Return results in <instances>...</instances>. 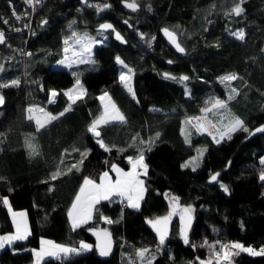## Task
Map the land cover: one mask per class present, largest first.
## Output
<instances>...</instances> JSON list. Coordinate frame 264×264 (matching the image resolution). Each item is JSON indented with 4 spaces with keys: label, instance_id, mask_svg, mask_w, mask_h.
I'll return each mask as SVG.
<instances>
[{
    "label": "trees",
    "instance_id": "1",
    "mask_svg": "<svg viewBox=\"0 0 264 264\" xmlns=\"http://www.w3.org/2000/svg\"><path fill=\"white\" fill-rule=\"evenodd\" d=\"M122 1L88 0L83 6L80 0H44L33 14L31 33L13 15L15 11L29 19L25 0H0V31L7 38L0 46L4 69L0 82L20 80L19 87L0 89L5 99L0 106V235L15 229L8 205L3 203L6 198L15 209L27 210L31 230L25 241L0 250V264H33L34 250L41 248L44 239L77 249L85 243L92 250L62 254L59 260L44 257L41 264H133L139 261L140 249L154 253L153 264H200L210 256V249L201 247L204 241L264 248V181L259 179L264 170L260 163L264 133L248 137L264 121V0H243L239 17L229 15L238 0H137L135 12ZM97 4L110 7L98 12L90 6ZM70 12L76 16L71 27L63 28L61 19ZM43 20H49L45 27ZM104 20L113 23L124 42L112 30L105 33L106 40L94 48L98 68L82 74L84 94L74 97L73 103L64 93L75 83L74 66H55L63 56L64 37L71 29L100 34L97 25ZM162 27L177 33L183 54L167 45L159 32ZM241 29L243 41L230 34ZM26 50L32 55H26ZM117 57L133 69L136 99L119 79ZM228 72L238 78L221 82L220 77ZM164 73L177 79H167ZM182 76L189 79L180 81ZM232 88L237 92L229 100ZM52 89L58 91L55 100H50ZM104 91L126 117L124 123L113 121L99 129L110 151L88 132L101 112L99 95ZM213 98L227 101L226 108L207 113L218 128L229 118L239 117L249 131L237 130L231 139L226 136L217 143L186 123L188 116L210 107ZM29 108L35 110L34 115L43 109L58 119L37 132L35 120L27 118ZM186 129L192 133L190 142L182 135ZM157 132L159 139L147 151L149 145L141 141ZM26 140H31L38 154L30 152ZM200 145L206 149L201 165L195 171L183 168ZM138 150H144L148 166L139 209L122 207L121 197L113 195L95 204L92 219L74 230L68 212L84 178L97 179L112 163L127 168L128 157L137 156ZM83 152L87 155L82 156ZM57 170L61 175L53 181L50 177ZM215 171L220 175L209 183L207 178ZM221 184L228 187L227 193ZM169 194L179 198L181 207L194 209L189 244L181 236L179 209L163 245L147 223L171 213ZM94 227H107L114 236L115 249L108 258L96 253L90 235ZM235 260L264 264V255L240 252Z\"/></svg>",
    "mask_w": 264,
    "mask_h": 264
},
{
    "label": "snow or ice",
    "instance_id": "2",
    "mask_svg": "<svg viewBox=\"0 0 264 264\" xmlns=\"http://www.w3.org/2000/svg\"><path fill=\"white\" fill-rule=\"evenodd\" d=\"M27 4L34 7L36 4L41 3V0H25ZM243 0H238V2L235 4V6L231 9V12L229 15L234 16H241L244 9L241 7ZM85 3H87V0H85ZM97 9L98 12H103L105 9L109 8V4L104 5H90ZM125 6L129 9H131L133 12L137 11L139 8V5L137 3V0H131V2H128V0H125ZM149 10L150 6H149ZM13 15L17 20L22 19L20 15H17L15 11L13 12ZM3 23L7 24L8 21L4 20ZM43 23H47V21H43ZM75 23V21H73ZM127 23V21H125ZM27 27V25H25ZM71 27V25H69ZM101 30H108L112 29L113 32H115V29L113 25L109 23H104L100 25ZM16 31H20V29H15ZM163 34L165 37L169 39V41L174 45L176 50L178 52H185V49L181 46V44L178 42L177 33L173 30H170L168 28L162 29ZM231 35L235 36L236 39L243 41L245 39V33L243 29L235 32H231ZM74 44H79L82 52L80 53V60L79 62L86 63L90 59V57H84L83 52L86 51L88 53L91 52L92 46L96 41L94 40H88L86 38L80 37L76 32L72 33ZM115 38L117 40L123 41V37L120 35L119 32H115ZM141 39H144L143 34H141ZM154 39V38H153ZM6 43V37L3 31H0V45H3ZM65 45L69 44V40L64 41ZM65 51H68V48H65ZM26 55L31 56L32 53H26ZM117 63L121 64L124 68L127 69V74L124 72H121L120 74V81L124 88L127 89V91L131 94L133 99H136L135 91L132 86V75L134 74L133 69L129 68L122 60H120L119 57L116 58ZM63 63V62H62ZM171 63V61H169ZM3 66H0V72H3ZM164 77L167 79H173L176 80L177 77L171 76L169 73H164ZM238 77L236 74H227L222 77H220L221 82H231L236 80ZM189 79L188 76H182L179 77L180 81H187ZM20 80L19 79H12L10 81L6 82H0V89H6L9 87H19ZM79 89V91H77ZM237 90L235 88H232L229 94L228 99H232L231 93H236ZM72 93H75V98H80L84 94V89L80 85L79 80L76 82V88H73L72 90L65 92L64 95L68 96L69 100H71L73 103L75 102V98L73 97ZM58 93L55 90L51 91L52 96H56ZM100 101L103 104V114L92 121L90 126L88 127V132H90L94 137L97 138V143L100 145V147L104 148L105 151H110L111 146H108L104 143L103 139H100L101 132L100 127L102 125L108 124L113 121H118L120 123L126 122V117L123 113L120 112V110L116 107L115 103L112 102L111 97L108 96L107 93L99 97ZM5 102L3 94H0V106H3ZM138 102V101H137ZM210 107H205L202 109V112L205 114L212 112L215 109H224L227 107V101L221 100L219 98H213L209 101ZM28 119L29 120H35V123L37 125V132H39L41 129L46 127L47 123H51V121L58 119L57 116H54L50 113H45L43 109L39 110V115H34L33 113L35 110L33 108H29L28 110ZM153 111H158L157 109H153ZM64 113H60L62 116ZM195 120L197 123L193 125V127L196 128L197 131H207L208 135H211L213 140H215L217 143L220 142V140L224 139V137H228V139H231V134L234 133L237 130H243L245 132H248L249 129L245 126L244 121L241 120L239 117H231L228 119V122L223 125V128H218L216 124L211 123L207 119V115L203 117H192L188 121H186L187 124H191L192 121ZM214 129L215 133L219 135V139H217V135L213 133L212 130ZM255 132L264 133V127H259L255 129ZM191 132L187 129L182 133L185 137L186 142L189 141V137L191 136ZM254 134V133H253ZM160 133L157 132L153 138H150L148 141H141L142 144L147 143L149 147L146 149L147 151H151V145L154 144L155 140L159 139ZM26 145L29 148L30 152L32 154H38L36 152L35 146L32 144L31 140H26ZM75 151H80L79 149H75ZM120 151H123L121 149ZM139 154L136 157H128V163L131 165V171L125 172L123 169L119 168L117 165L111 166V171L116 173V180L113 181L111 177L109 176V172H104L102 176L99 178L100 182L97 183L96 181L85 178L83 180V186L79 189V194L76 195L75 200L71 206V209L68 212V216L71 220V226L75 230L77 227H79L82 224H86L91 218H92V212L95 204L99 203L100 200H109L113 195L120 196L123 198H126L128 201V207L139 209L140 207V201L144 197V181L140 179L141 175H147L148 172V166L144 163V150H138ZM203 151H206V149L199 151V155L202 157ZM82 156H86L87 152L81 153ZM81 163H83V160H81ZM261 164H264V159H261ZM192 166V170L195 171L197 164V158L194 157L193 159L187 161L182 165L183 168H189ZM72 167H76V165H72ZM71 168H69V171ZM61 175L60 171L57 170L52 173L50 179L56 180ZM219 176V173H216L211 176V181L215 182L217 181V177ZM259 179L261 181H264V170L261 171ZM47 182V181H45ZM220 187L224 190V192H228L229 189L226 185L221 184ZM170 205L172 207L171 213L167 216L163 217H157L155 219L148 220L147 223L157 232L159 236V243L160 245H163L165 243V240L167 238L168 234V225L171 221V218L173 215L177 214V210L179 209L180 214V220L183 225L181 230V236L183 239V242L185 244H189V230L192 225L193 216L192 213L194 209L191 206L187 207H181L179 204V198L172 196L170 199ZM3 203L5 205H8L9 212H11L13 223L15 225V233L11 235L6 236H0V249H3L5 245H11L15 241H24L27 239V237L30 235V230L27 223L26 213L25 212H14L11 209V206L9 205V201L7 199H3ZM108 223H112V221H107ZM97 235L98 240L100 241L97 245L99 249V255L100 256H108L111 252L112 248V241H111V234L107 231H104L102 233L97 232L95 233ZM219 243V242H217ZM217 243H209L208 241H204V243L201 245V247L207 246L210 249V256L207 261H201L200 264H213V260H215V264H223L225 261H230L233 255H239L240 252H246L250 255H257L261 256L264 255V248H260L259 250H255L251 247H245L241 243H231V244H224L219 243V247H217ZM229 248H235L238 249L236 253H230L228 251ZM92 246L89 244L81 243L79 246V249L77 248H71L64 245L55 244L52 241L48 240H42L41 241V248L39 250H34L35 256H36V264H41V261L44 257H54L56 259H62L63 256H67L69 254H79L81 251H91ZM148 249H140L137 251V256L140 259V264H153V261L155 259L154 256H146V253L148 252Z\"/></svg>",
    "mask_w": 264,
    "mask_h": 264
},
{
    "label": "rangeland",
    "instance_id": "3",
    "mask_svg": "<svg viewBox=\"0 0 264 264\" xmlns=\"http://www.w3.org/2000/svg\"><path fill=\"white\" fill-rule=\"evenodd\" d=\"M75 16H76V12H70V13H68L67 15H65L62 19H61V26L63 27V28H69V24H70V22L75 18ZM235 31H239V30H235ZM234 31V32H235ZM73 32H76L80 37H82V38H86V39H88V40H94V41H96V43H94L93 44V46H92V49H91V52L90 53H88V52H86V51H84L83 52V56L84 57H90V59L88 60V62H86V63H82V62H79V60H80V58H81V56H80V53L82 52V49H81V47H80V45L79 44H74V41H73V37H72V33ZM106 38H107V35L105 34V33H103V34H94V33H92V32H90V31H88V30H84V31H77V30H74V29H71V33L69 34V35H66L65 37H64V41L67 39V40H69V44L68 45H65V43H64V47H63V56L55 63V66H66V67H72V66H74V72H75V83L71 86V87H69L68 88V91H70V90H72L73 88H76V82H77V80H79V82H80V85L82 86V88L84 89V82H83V79H82V74L84 73V72H86V71H92V70H96L97 68H98V63H97V61H95L94 60V58H93V55H94V48H95V46L98 44V43H100V42H102L103 40L105 41L106 40ZM68 48V51L66 52L65 51V48ZM120 60H122L121 58H120ZM123 61V60H122ZM63 62V63H62ZM124 62V61H123ZM124 64H126L125 62H124ZM127 65V64H126ZM128 66V65H127ZM129 67V66H128ZM130 68V67H129ZM121 72H124L125 74H127V69L126 68H124L122 65H121ZM227 74H232L231 72H228V73H224L223 75H227ZM126 89V88H125ZM127 90V89H126ZM77 91H79V89H77ZM105 93H107L108 94V96H110L111 97V95H110V93L108 92V91H104V92H102V93H100V95H99V97H101L102 95H104ZM72 95H73V97H75V93H72ZM111 100H112V102H114L115 103V101L113 100V98L111 97ZM100 103H101V107H102V109H101V112L98 114V116H97V118H99L102 114H103V104H102V102L100 101ZM115 105H116V107L118 108V106H117V104L115 103ZM119 109V108H118ZM120 110V109H119ZM120 112H121V110H120ZM122 113V112H121ZM202 114H204V115H207L208 116V114H205L204 112L202 113ZM209 117V116H208ZM210 118V117H209ZM210 121H211V123H213V124H215L213 121H212V119L210 118ZM212 131H213V133L215 134V135H217V139H219V135L217 134V133H215V130L214 129H211ZM203 133V132H202ZM208 135V134H207ZM211 138H212V136L211 135H209ZM212 140H213V138H212ZM213 141H215V140H213ZM205 149V146L204 145H200V146H198V148L196 149V151L190 156V157H188L185 161H184V163H186L187 161H189V160H191V159H193L194 157H196L197 158V164H198V166L196 167V168H198L200 165H201V161H202V158H203V155H204V153H205V151H203V155H202V157L199 155V151H201V150H204ZM134 157H136V156H134ZM145 163V162H144ZM183 163V164H184ZM112 165H117L119 168H121V169H123L125 172H127V171H131L132 169H131V165L129 164V166L127 167V168H124V167H122V166H120L119 164H117V163H112ZM190 167H192V166H190ZM109 172V176L111 177V179L113 180V181H115L116 180V178H117V176L115 175V178H113V176H112V173L110 172V170L109 169H105V170H103L102 172H101V174H100V176L97 178V179H95V178H92V177H89V176H86L85 178H90V179H92V180H94V181H96L97 183H99L100 182V177L102 176V174L104 173V172ZM84 178V179H85ZM140 179H142L143 181H144V188H145V190H146V187H145V180H144V175H141V177H140ZM83 186V183H82V185H81V187ZM80 187V188H81ZM79 194V191H78V193H77V195ZM144 194H145V192H144ZM172 196H174V195H172V194H169L168 195V201H170V199H171V197ZM120 197V196H119ZM8 201H9V199L8 198H6ZM75 200V199H74ZM101 201V200H100ZM74 202V201H73ZM170 203V202H169ZM73 204V203H72ZM140 204H141V201H140ZM9 205L11 206V209H12V211H14V212H25L26 213V218H27V223H28V227H29V230H30V225H29V220H28V213H27V210L26 209H15L14 207H12V205L10 204V201H9ZM72 206V205H71ZM95 207V206H94ZM8 208H9V206H8ZM172 208V207H171ZM70 209H71V207H70ZM69 209V210H70ZM94 209V208H93ZM10 214H11V212H10ZM92 214H93V212H92ZM11 217H12V215H11ZM92 219V218H91ZM12 220H13V218H12ZM14 227H15V225H14ZM14 233H15V229H14V231H13ZM30 232H31V230H30ZM28 238V237H27ZM44 240H48V241H54V240H52V239H44ZM25 241V240H24ZM56 244V243H55ZM59 245H63V244H59ZM64 246H66V245H64ZM228 251L230 252V253H233L232 252V248H229L228 249ZM146 256H154V253H146ZM208 259H204V260H202V261H207ZM42 262V261H41ZM33 264H36V256L34 257V261H33ZM133 264H140V259H139V261H137L136 263H134L133 262ZM187 264H189V263H187Z\"/></svg>",
    "mask_w": 264,
    "mask_h": 264
},
{
    "label": "water",
    "instance_id": "4",
    "mask_svg": "<svg viewBox=\"0 0 264 264\" xmlns=\"http://www.w3.org/2000/svg\"><path fill=\"white\" fill-rule=\"evenodd\" d=\"M80 2H81V4L84 6V5H86L87 3H85V0H80ZM87 2H88V0H87ZM128 2H131V1H129L128 0ZM122 5L123 6H125V0H123L122 1ZM126 7V6H125ZM127 8V7H126ZM129 9V8H128ZM129 10H131V9H129ZM43 21H45V20H43ZM43 21L41 22V26L42 27H45L48 23H49V20H46L47 21V23L45 24V23H43ZM104 23H109V24H111V25H113V23L111 22V21H109V20H104V21H101L100 23H98V25H97V31L99 32V33H106V32H108L109 30H112V29H108V30H101L100 29V25L101 24H104ZM113 27H114V25H113ZM164 28H167V27H162L161 29H160V34L162 35V37L164 38V40H165V42L167 43V45L169 46V47H171L177 54H183V53H181V52H178L177 50H176V48L174 47V45L169 41V39L167 38V37H165V35L163 34V31H162V29H164ZM114 29H115V27H114ZM169 29V28H168ZM170 30H172V29H170ZM115 32H118V30L117 29H115ZM6 37V36H5ZM177 38H178V36H177ZM6 41H7V38H6ZM178 42H179V40H178ZM180 43V42H179ZM1 46V45H0ZM182 46V45H181ZM259 127H264V121L263 122H261V123H259V124H257L256 126H254L251 130H250V132H249V134H248V137H251V136H254V135H256V134H259L260 132H255V129H257V128H259ZM254 133V134H253ZM216 173H219V175H220V171H215V172H213L208 178H207V181L209 182V183H214L213 181H211V176L212 175H214V174H216ZM219 177V176H218ZM218 177H217V179H218ZM167 215H169V213H166V214H164V215H160V216H157V217H163V216H167ZM193 216V215H192ZM157 217H155V218H157ZM154 218V219H155ZM193 221V220H192ZM170 223H171V221H170ZM170 223H169V225H168V229H169V226H170ZM183 226V225H182ZM151 227V226H150ZM151 229H152V231L154 232V234L159 238V236H158V234H157V232L151 227ZM104 231H107L108 233H110L111 234V241H112V248H111V252H110V254L108 255V256H100L99 255V249H98V247H97V245L99 244V240H98V238H97V235L95 234V233H97V232H100V233H102V232H104ZM90 235L92 236V238H93V240H94V247H95V249H96V253L100 256V257H103V258H108V257H110L112 254H113V252H114V249H115V239H114V236H113V234H112V232L110 231V229H108L107 227H94V228H91L90 229Z\"/></svg>",
    "mask_w": 264,
    "mask_h": 264
},
{
    "label": "built area",
    "instance_id": "5",
    "mask_svg": "<svg viewBox=\"0 0 264 264\" xmlns=\"http://www.w3.org/2000/svg\"><path fill=\"white\" fill-rule=\"evenodd\" d=\"M131 1V0H129ZM44 0H41V3L39 4H36L34 7L30 6L29 4H26V7L27 9L30 10V13H31V16L30 14H28L27 17H29V19L25 20V19H20L19 21L23 20V24L21 25V27H24L26 29L29 30V32H33L35 30V27H34V24H33V14L37 12L38 8L43 4ZM17 15H20L21 17L24 15L23 13L22 14H17ZM25 25H27V27H25ZM25 53H29L28 50L25 51ZM52 90H55V89H52ZM51 90V91H52ZM57 92V90H55ZM56 96H52L51 93H50V100H55ZM205 116L204 114L202 113H198V114H195V115H191V116H188L187 119L189 120L190 118L192 117H203ZM207 119H210L208 116H207ZM197 122L195 120L192 121V125H195ZM196 129V128H195ZM211 130V129H210ZM199 133H204V134H208L207 131H198ZM120 204L122 205V207H126L127 206V201L124 199V198H120ZM224 244H231V242H226ZM260 248H256V250H259ZM237 251H239L238 249H235V248H232V252L233 253H236ZM237 255H233L231 260L230 261H225L223 262V264H238L235 260V257ZM213 262L215 263V260H213Z\"/></svg>",
    "mask_w": 264,
    "mask_h": 264
},
{
    "label": "crops",
    "instance_id": "6",
    "mask_svg": "<svg viewBox=\"0 0 264 264\" xmlns=\"http://www.w3.org/2000/svg\"><path fill=\"white\" fill-rule=\"evenodd\" d=\"M57 93H58V91H57ZM96 119H97V117H96ZM145 162V161H144ZM146 164V163H145ZM111 166H112V164L110 165V167L109 168H107V169H109L110 170V172L112 173V176H113V178H115V175H116V173L115 172H113V171H111ZM144 177H145V175H144ZM123 198V197H122ZM126 201H127V199L126 198H124ZM127 204H128V201H127ZM11 234H14V232H12V233H5V234H1L0 236H6V235H11ZM7 245V244H6ZM5 245V246H6ZM1 250V249H0ZM189 264H191L190 262H188ZM187 264V263H186Z\"/></svg>",
    "mask_w": 264,
    "mask_h": 264
},
{
    "label": "bare ground",
    "instance_id": "7",
    "mask_svg": "<svg viewBox=\"0 0 264 264\" xmlns=\"http://www.w3.org/2000/svg\"><path fill=\"white\" fill-rule=\"evenodd\" d=\"M210 121V119H208Z\"/></svg>",
    "mask_w": 264,
    "mask_h": 264
},
{
    "label": "flooded vegetation",
    "instance_id": "8",
    "mask_svg": "<svg viewBox=\"0 0 264 264\" xmlns=\"http://www.w3.org/2000/svg\"><path fill=\"white\" fill-rule=\"evenodd\" d=\"M113 32V31H112ZM113 33H115V32H113Z\"/></svg>",
    "mask_w": 264,
    "mask_h": 264
}]
</instances>
